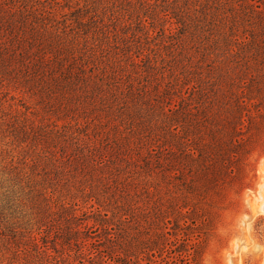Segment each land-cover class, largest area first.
I'll return each instance as SVG.
<instances>
[{"label":"trees","instance_id":"obj_1","mask_svg":"<svg viewBox=\"0 0 264 264\" xmlns=\"http://www.w3.org/2000/svg\"><path fill=\"white\" fill-rule=\"evenodd\" d=\"M161 1L179 47L122 58L108 46L104 25L92 28L93 18L80 20L57 0H0V94L27 95L43 114L11 105L0 115V264H55L45 238L81 244L99 236L100 226L138 258L141 220L153 243L171 234L164 183L241 174L243 160L264 147L250 109L263 102L252 101L246 80L264 40L255 28L237 32L245 24L264 31V0ZM82 200L94 201L95 213L80 212ZM91 217L98 225L87 223ZM16 236L26 237L36 258L5 262L7 251H30ZM148 256L146 264L169 262L156 263L151 247Z\"/></svg>","mask_w":264,"mask_h":264},{"label":"rangeland","instance_id":"obj_2","mask_svg":"<svg viewBox=\"0 0 264 264\" xmlns=\"http://www.w3.org/2000/svg\"><path fill=\"white\" fill-rule=\"evenodd\" d=\"M57 1L60 2V9L63 10L61 7L65 6V11L78 16L80 20L88 23L93 18L90 24L92 28L94 23L104 25L108 46L122 58H125V52L134 53L138 49L142 51V58L145 55L153 58L155 53L165 56L168 51L179 47V39L175 34H169L170 23L163 20L160 13L161 0ZM76 3L79 5L76 6ZM251 28H255L258 41L264 40V31L259 32V28L255 26L240 25L237 32L241 35L246 30L245 33L249 34L248 29ZM173 31L175 33L176 29ZM99 35L101 36L100 33ZM255 55L258 60L251 59L246 80L252 78V101L257 105L263 102L250 109L255 122L260 126L259 136L264 144V88H261L264 86V52ZM127 69L132 70V67L127 65ZM182 88L185 90V86ZM11 105L17 111L26 112L28 108L29 115L35 113L39 117L43 116L39 114L42 112L29 96L14 91L5 97L0 94V115L9 111ZM260 114L262 115L259 116ZM258 142L261 141H257V144ZM243 161L241 174L237 171L215 177L194 175L187 178L178 175L179 178H170L168 188L165 189V183L162 184L163 191L167 192L166 198L172 196V207L169 208V204L165 214V219L170 220L167 226L171 234L165 238H155L153 243L147 240L145 233L148 224L141 220V244L136 250L138 258L125 254L124 246L118 242L122 238L113 236L118 240L111 241L110 236L102 233L101 226L98 229L99 236L81 238V244H75L73 238L71 243L62 244V236L59 237V242H55V236L45 238L47 249L44 250L51 255L49 260H53L55 264H126L129 258L132 259L128 262L130 264H134L136 260V264H146L150 257V247L154 248L156 263L166 258L169 261L167 264H175V261L178 264H195L193 257L197 256L198 264H264V147L257 146L253 154ZM230 166L237 170V162L229 163L228 167ZM186 180L190 183L193 181L194 187L186 186ZM145 201L147 198H139L140 204ZM91 204H94L93 208L90 207ZM96 206L94 201L82 200L79 209L80 212L93 214ZM87 223L98 225L93 217ZM38 237L39 243L44 244L41 236ZM16 238L23 243L21 249L28 248L30 251L26 254L19 252V257L13 251H7L5 262H12L16 258L24 262L23 257L26 255L28 259L31 256L36 258L37 251L27 244L26 237ZM183 238L188 240L183 242ZM163 239L169 242L165 248L161 244ZM96 248L108 252L112 257L97 256ZM180 258L185 261L180 262ZM46 259L44 256L43 260Z\"/></svg>","mask_w":264,"mask_h":264}]
</instances>
